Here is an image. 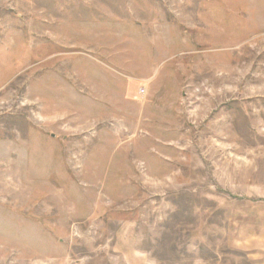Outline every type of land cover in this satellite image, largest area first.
<instances>
[{"label": "rangeland", "instance_id": "374dc122", "mask_svg": "<svg viewBox=\"0 0 264 264\" xmlns=\"http://www.w3.org/2000/svg\"><path fill=\"white\" fill-rule=\"evenodd\" d=\"M0 264H264V0H0Z\"/></svg>", "mask_w": 264, "mask_h": 264}, {"label": "built area", "instance_id": "2783aa9c", "mask_svg": "<svg viewBox=\"0 0 264 264\" xmlns=\"http://www.w3.org/2000/svg\"><path fill=\"white\" fill-rule=\"evenodd\" d=\"M145 91H146L145 87H142V88L140 89V92H141V93H144Z\"/></svg>", "mask_w": 264, "mask_h": 264}]
</instances>
